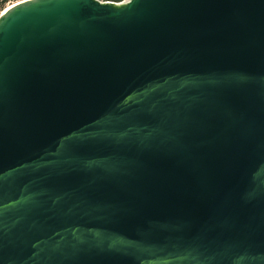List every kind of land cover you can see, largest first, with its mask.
<instances>
[{
  "label": "water",
  "instance_id": "95a60500",
  "mask_svg": "<svg viewBox=\"0 0 264 264\" xmlns=\"http://www.w3.org/2000/svg\"><path fill=\"white\" fill-rule=\"evenodd\" d=\"M0 264H264V0L8 5Z\"/></svg>",
  "mask_w": 264,
  "mask_h": 264
},
{
  "label": "trees",
  "instance_id": "16d2710c",
  "mask_svg": "<svg viewBox=\"0 0 264 264\" xmlns=\"http://www.w3.org/2000/svg\"><path fill=\"white\" fill-rule=\"evenodd\" d=\"M21 0H0V13L8 6ZM103 2L121 3L125 0H99Z\"/></svg>",
  "mask_w": 264,
  "mask_h": 264
}]
</instances>
